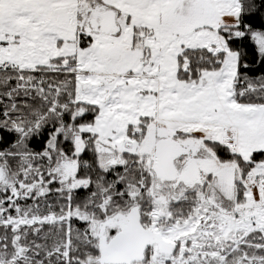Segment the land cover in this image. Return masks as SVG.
<instances>
[{"label":"snow or ice","instance_id":"snow-or-ice-1","mask_svg":"<svg viewBox=\"0 0 264 264\" xmlns=\"http://www.w3.org/2000/svg\"><path fill=\"white\" fill-rule=\"evenodd\" d=\"M0 264H264V0H0Z\"/></svg>","mask_w":264,"mask_h":264}]
</instances>
